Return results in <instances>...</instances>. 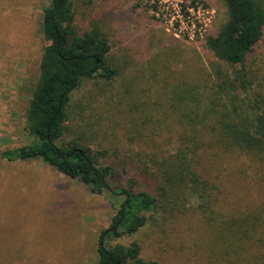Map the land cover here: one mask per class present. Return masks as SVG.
<instances>
[{
	"label": "trees",
	"instance_id": "16d2710c",
	"mask_svg": "<svg viewBox=\"0 0 264 264\" xmlns=\"http://www.w3.org/2000/svg\"><path fill=\"white\" fill-rule=\"evenodd\" d=\"M223 2L226 20L204 37L222 65L215 60L210 69L200 65L194 71L185 61L192 77L171 81L160 80L164 73L159 70L152 72V80L141 71L135 76L140 80L119 82V67L108 62L109 37L95 25L76 28L73 0H49L42 7L39 33L46 42L25 110L33 139L0 151V159H40L87 184L91 192L116 197L112 205L118 204L117 211L98 235V264H160L141 255L142 244L133 235L152 223L172 227L189 212L197 213L218 260L229 262L232 256L233 264H240L239 257L247 264H264V203L240 212L224 210L220 180L221 162L238 158L264 181V92L247 67L263 35L264 0ZM90 81L101 84L90 97L102 99L103 119L111 118L127 136V146L120 149L126 164L101 162L105 152L94 147L104 126L101 117L92 129L65 141L73 94ZM151 91L165 98H152ZM152 104L158 113L150 111ZM121 105H127L126 114ZM121 114L129 115L126 128L116 119ZM120 171L132 175L128 182L121 181ZM138 178L154 186L138 189ZM124 235L131 237L129 242L119 240Z\"/></svg>",
	"mask_w": 264,
	"mask_h": 264
},
{
	"label": "rangeland",
	"instance_id": "374dc122",
	"mask_svg": "<svg viewBox=\"0 0 264 264\" xmlns=\"http://www.w3.org/2000/svg\"><path fill=\"white\" fill-rule=\"evenodd\" d=\"M48 2L0 0V151L33 139L26 128L25 110L46 42L39 27L42 7ZM73 5L79 31L95 25L109 37L112 47L108 62L119 67V82L140 80L135 76L141 71L149 79L159 70L165 75L160 80H189L192 75L185 61L194 71L200 65L210 69L215 60L222 65L206 48L204 37L217 32L226 20L223 0H73ZM223 67L227 69L225 64ZM247 67L264 92V30L247 58ZM112 84L118 89V81ZM100 86L90 81L75 90L68 107L65 141L92 129L94 120L101 117L104 126L99 143L94 144L105 152L101 162L126 164L127 156L123 157L120 149L127 146V136L111 118L103 119L107 113L103 112L102 99L90 97L91 90ZM151 97L159 101L165 98L154 91ZM120 107L126 114L127 105ZM150 111L155 114L159 110L152 104ZM128 116L121 114L116 119L123 126ZM220 169L224 210L240 212L264 203V181L251 172L245 159H228L221 162ZM119 174L123 182L132 176ZM140 180L135 185L138 189L154 186ZM115 198L110 193L91 192L87 184L61 174L40 159H0V264H98V235L117 211L118 204L112 205ZM189 202L191 208L195 198ZM133 237L142 244L141 255L160 264L234 261L232 256L229 262L218 260V251L212 250L209 233L196 212H189L172 227L146 225ZM130 239L127 235L119 238L123 242ZM239 262L247 264L240 257Z\"/></svg>",
	"mask_w": 264,
	"mask_h": 264
}]
</instances>
